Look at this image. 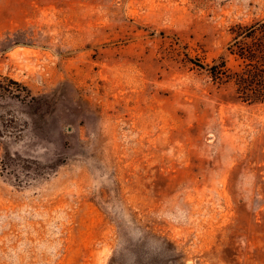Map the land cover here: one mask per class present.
<instances>
[{
	"label": "rangeland",
	"instance_id": "1",
	"mask_svg": "<svg viewBox=\"0 0 264 264\" xmlns=\"http://www.w3.org/2000/svg\"><path fill=\"white\" fill-rule=\"evenodd\" d=\"M264 0H0V264H264ZM6 90V91H5Z\"/></svg>",
	"mask_w": 264,
	"mask_h": 264
},
{
	"label": "trees",
	"instance_id": "2",
	"mask_svg": "<svg viewBox=\"0 0 264 264\" xmlns=\"http://www.w3.org/2000/svg\"><path fill=\"white\" fill-rule=\"evenodd\" d=\"M232 54L242 61L240 70L230 72L227 62L212 67L202 66L210 71L213 78L231 79L240 98L245 102H264V22H258L236 32ZM6 91V90H5Z\"/></svg>",
	"mask_w": 264,
	"mask_h": 264
}]
</instances>
